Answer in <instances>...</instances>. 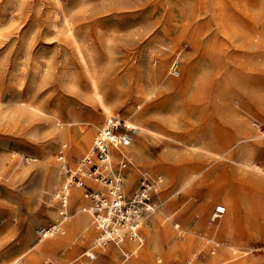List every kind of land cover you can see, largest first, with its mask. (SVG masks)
Wrapping results in <instances>:
<instances>
[{"label": "rangeland", "instance_id": "obj_1", "mask_svg": "<svg viewBox=\"0 0 264 264\" xmlns=\"http://www.w3.org/2000/svg\"><path fill=\"white\" fill-rule=\"evenodd\" d=\"M183 1L122 0L120 10L102 13L97 22L92 24L89 29L90 44L104 49L109 40L112 45L118 46L122 49V53L119 52L117 56L118 62H122L126 67L125 71H129L122 77L126 88L125 102L114 107L112 117L123 121L128 116L127 108L141 110L145 107L146 103L135 96V81L139 69L145 73L147 87L160 91L155 92L154 96L162 95L161 91L170 93L173 88L165 84L157 85V76L150 74L149 68H163L169 79H186L190 65L182 56L177 57L179 75L168 71L175 56L172 49L175 46L181 47L183 54L189 56L194 83L202 82L203 85L208 79L205 75L206 68L214 69L215 66L208 55V39L217 29L215 17L211 10L200 8L201 0H189L193 8L191 14L182 7ZM106 2L120 4L116 0H87L85 11L91 15L94 10L103 9ZM26 8L29 10L23 15L21 11ZM39 8L41 12L37 13ZM79 15H72L74 21H78ZM186 17L200 19L199 33L196 39L187 40L182 37L177 41L181 23ZM261 17L258 30L264 32V15ZM55 19L52 0H0V264L15 260L28 248L32 250L15 264H79V258L91 247V244L76 242L73 234H60L61 230L43 239L36 233L38 227L63 222V215L56 213L59 211L57 205L51 206L52 200L48 202L50 195L54 196V192L61 188L68 176L66 167L58 156H66L68 167L75 168L91 147L94 135L108 118L79 70V61L73 54L66 27L62 25L59 16L56 29L50 27L49 24ZM242 20L240 14H237L238 30H248L249 23L244 24ZM221 38L223 40L224 36ZM228 52L238 67L252 71L248 83L252 84L256 80L257 87L264 88V46L260 52L256 48H244L237 33L234 40L229 41L217 53L227 61L225 56ZM71 71L75 74L76 82H72ZM254 87L252 84L248 91H243L237 85L232 86L230 94L239 111L248 117L250 130L247 138L241 132L239 123L227 116L230 110L218 111L216 103L211 101L206 106L202 105L206 108H191L184 120L180 118L182 121L171 123L167 107L162 113L149 116L148 126L153 132L144 135L148 158L159 160L166 150H170L179 157V162L172 168L170 164L173 160H167L161 169L154 171L140 165L146 175L135 169L137 181L132 185L133 167L129 160L125 170V190L131 194L139 188L144 178L153 180L157 174L163 176L161 191L158 189L154 196L158 204L164 202L163 206H158L155 214L144 221L157 220L161 209H167L170 233L167 239L162 234V248L154 255L157 264H214L232 255L243 259L253 258L264 264V228L261 218L264 209L260 208L257 201L264 200V195L249 186L244 179L247 172L242 174L235 170L237 164L232 161V158L248 159L249 163L255 162L264 169V108L260 107L254 97ZM178 95L179 100L193 99L192 89L190 92L182 90ZM90 113L98 116L91 144L82 152L70 156L67 146H62L64 141L56 140L58 131L55 117L62 119L61 129H72L76 126H70L69 121L87 120ZM92 127L93 124L88 121L80 125V130ZM259 128L261 133L256 132ZM258 132L260 136H256ZM32 134H37L38 139L30 138ZM140 135L141 133L135 137L134 143H138ZM41 142L49 146L47 157L42 153ZM72 145L73 143H68L69 150ZM244 145L249 147V152H242ZM41 162L45 164L39 166L38 163ZM118 162L116 157L112 159L114 169ZM245 169L253 170L252 167ZM51 173L56 176L54 182H49ZM86 182L92 184L87 179ZM36 191L41 192L40 196ZM74 191H78L81 196L84 189L73 187L72 192ZM224 193L228 194L229 199L240 198L244 203L254 204V210L248 209L246 212L236 206L227 208L231 213L236 210L232 231L212 237L206 229L214 231L222 224L224 217L211 223L210 214L216 204L226 206L223 202ZM80 202L83 205L81 199L76 202L70 197L67 220L81 211L87 213L81 210V205L79 207ZM44 212H54V216ZM250 216L254 217L249 218ZM175 224L180 227H175ZM143 228L144 224L142 231L145 237ZM186 240H190L188 244L184 243ZM171 243L177 245L170 248ZM228 243L234 244L236 249L230 252L224 245ZM215 249L216 253L213 255L212 251ZM168 252L171 253L170 258ZM136 255L130 256L129 261ZM125 258L128 257L122 253L120 260H126ZM93 264L114 263L107 258Z\"/></svg>", "mask_w": 264, "mask_h": 264}, {"label": "bare ground", "instance_id": "obj_2", "mask_svg": "<svg viewBox=\"0 0 264 264\" xmlns=\"http://www.w3.org/2000/svg\"><path fill=\"white\" fill-rule=\"evenodd\" d=\"M35 1L37 0H32V2ZM86 1L87 0H52L53 5L55 6L56 19L53 22H51L49 25L50 27L56 29L58 24L57 18L59 16L63 22L62 25L66 27L68 42L73 48L72 51L74 56L79 61V70L81 74L85 76L87 83L90 85L91 92L94 94L95 99L99 102L101 107L104 109V113L108 116L106 122L101 126V128H103L104 126L107 125L108 120L112 117V115L114 116L115 113L114 107L117 105H123L125 102L124 95L126 92V88L122 83V77L124 74L127 75L129 71H125L126 68L124 67L125 65L122 64V62H118L119 58L117 56L119 52L122 53V49H120L118 46L112 45V43L109 42V40L104 45V49L100 46H93L89 42L90 39L89 29L91 28L94 22L95 23L97 22V20L102 15V13H106L110 11L117 12L118 10H120L122 8L121 7L122 0H116L117 2H120V4L106 2L103 5V9L97 11L94 10L93 13H91V15L86 13L85 11ZM201 2L202 5H200V8L204 7L205 9L211 10L213 12L215 17V24L217 26L216 32L213 34V36H211L208 39L209 40L208 44H210L208 47V51H209L208 55H209V60L213 59L211 60V62H213V64L215 65L214 69H210L211 67L206 68L205 72H207V74L205 75L208 76V79L203 85L202 82L199 84H196V82L194 83V76L192 75L193 74L192 62L189 56L183 54V50L181 47L175 46L174 48H172L173 51L175 52V56L174 59L171 61V64L169 65L168 71L174 72L179 75L180 71L177 69V65H178L177 57L182 56L184 57V59L187 60L188 64L190 65L188 76L186 77V79L185 78L182 79L180 76H179L180 78L169 79L166 76V72H164L163 68H160L159 66L149 68L148 72L150 74H156L157 76L158 79L157 85L160 86L161 84H165L173 88L172 92L167 93L166 91H161V93L163 94L162 95L159 94L158 96L157 94L156 96H154V94L155 92H160V91L156 90V88L155 90H152L151 87L148 88L146 85L145 73L141 69L138 70V75H137L138 77L136 78L135 81L136 82L135 96L137 99H141L142 101H144L146 105L141 110L132 109L134 107L127 109L125 108L126 111L128 112V116H126V119H124L123 121H125L126 125L130 127L139 128L140 130L139 134L141 133L140 135L141 138L138 141V143L136 142L137 144L134 143L133 141L131 143L132 147L128 146V147H119V148L114 147L113 149L111 148L112 159L114 157L119 159L121 155L120 153L123 152L128 157V159L132 161V167H133L131 174L132 185H134L137 181L135 169L142 171L140 165L149 167L152 169V171H154V169H161L162 164H164V162L167 160H173V163L170 164L171 165L170 167L172 168L175 167L177 162H179V157H176L174 153H172L170 150H166L162 158H160L159 160L156 159V161L155 160L153 161L151 158H148L147 145L144 141V135L153 132V130L148 126V121L150 120L149 116L151 114L158 115L163 112V109L165 107H167L169 108L171 114L169 119L171 123H173L176 120H181L180 118H183L184 120L185 119L184 116L190 114L191 108L193 107L206 108V107H202V105L206 106V103L208 104V102L211 101L216 103L215 106L219 108L218 111L223 112L225 110H230L229 115L226 113L227 116L233 117V119L239 123L241 132L244 134V136H246L249 134V130H250L248 128L249 126L248 117L239 111L238 106L235 104L236 101L231 98L230 96V94L232 93L231 87L237 85V87L243 89V91L244 90L248 91V89H250L251 85L253 84L255 86L254 89H256L254 97L256 98V100H258V104L260 105V107L264 108V88H258L256 80L252 84L250 82L251 85L248 83L249 81H247L252 71L250 70L247 71L246 68L242 66L238 67L237 63L233 62L234 60L233 56H231L229 52L225 56L227 61L222 59V57H219L220 54L217 53L218 50L224 49L225 45L228 44L229 41H233L234 36L237 35V33L239 34V42L241 46L247 49L256 48L258 52H260L261 48L264 46V32L259 31L258 28H259V23H261L260 18L262 19L261 16L264 15V0H201ZM182 7L186 8L188 13L190 14L192 13L191 9L193 8L189 0H184ZM188 9L190 10V12ZM28 10L29 9L27 8L22 9L21 12H23V15H25ZM36 12L40 13L41 12L40 8ZM74 13L80 14L79 15L80 17L77 22L74 21V19L72 18L73 17L72 15ZM237 14H240V16L243 18L242 21L244 22V24L249 23L250 28L248 30H244V28L238 30L239 27L238 24L236 23ZM88 18L89 20H87ZM84 24L87 26H85ZM199 27H200V19L193 20V18L186 17L181 23L180 26L181 29L179 30L176 40L180 41L182 37H185L187 40L196 39L195 37L199 33V29H200ZM111 33L114 34L113 32ZM221 36H224L223 40L222 38L220 39ZM175 44L177 45V43ZM137 67H139L138 63H137ZM70 74L72 76V82H76L74 72L71 71ZM191 89L193 91L192 101L178 99L179 92L181 93L182 90L183 91L189 90L190 92ZM106 95L108 96L110 95V96L107 97ZM187 97L190 98L189 96ZM237 102H239V99L237 100ZM92 104L94 105V102ZM216 109L215 112L217 111ZM97 117L98 116L95 115L94 113H90L89 119L87 120L78 121L76 119H73L68 123L70 126H76L72 129H61L62 128L61 125L63 123L62 119L59 116L55 117V124L57 125V131H58V136L56 137L57 138L56 140L64 141L62 143V146L64 147L67 146L68 155L73 156V154H78L82 152L88 144H91L92 131L94 129V124L96 126L95 121ZM119 119L122 120L121 118ZM88 121L91 124H93V127L85 131H83L82 129L83 131L82 132L80 130V125ZM257 131H259L260 133L262 132L260 128L256 130V132ZM259 132L256 133V136L261 135ZM96 134L93 137L92 145L88 151H90L93 146ZM262 134L264 135V133ZM30 138L38 139L37 134H32ZM245 138H247V136ZM69 142L71 144L73 143V145L71 146L72 148L70 147V150L68 146ZM40 147L44 157H47L49 146L41 142ZM241 150L243 153H247L250 151L247 145L242 146ZM58 158L61 161L67 160L66 156H58ZM112 159L109 161V163H100L101 169L103 171L107 170L108 172L113 169ZM232 161H234L237 164L235 170L240 171L242 174L247 172V175L246 177L244 176V179L247 181V183H249V186L254 187L255 190L257 189L258 191L262 192V195H264V169L255 162L249 163L248 159L232 158ZM44 162L38 163L39 166L40 164H45ZM247 167H252L253 170L249 171L245 169ZM23 171L26 172V170ZM256 171L258 173H256ZM142 172L143 175H146L145 174L146 172L144 171ZM48 179L49 182H54L56 180V176L54 175V173H51ZM153 180H155L157 184V188L160 190L162 185L161 182L163 181V176L157 174V177L154 178ZM78 191L72 192L71 196L73 200L76 202L80 201L81 199L83 205L80 202L79 207L81 205L82 206L81 210L86 211L84 209L85 198L83 192L82 195L80 196V193ZM135 192H137V189L133 191L131 194ZM35 193L36 194L39 193L38 196H40L41 192L36 191ZM33 194L34 193H32V195ZM56 194L57 191L54 192L53 194L54 196L50 195L51 198L49 199L48 202H50V200H53L54 198L56 199ZM257 201L259 202L258 205L260 206V208L264 209V200L257 199ZM223 202H225L226 204L227 212H225L222 216L224 217L222 220V224L219 227H217L214 231H209V229L206 227L207 228L206 231H208L207 233L210 234V236L212 237L213 236L215 237L221 233H230L232 231L234 227V214L236 213V210L234 213H231V211L227 210V208L230 209L236 206V208L239 207L240 210L243 209L246 212H248V209L254 210L253 208L254 204H249V202H247L248 204L244 203V201L242 202L240 198L229 199L227 193L223 194ZM163 203H164L163 201L159 202L158 206H163ZM240 203H242L241 206ZM50 205L51 206L57 205V203L51 201ZM86 212H87L86 214L82 213V211L81 213H76V215L69 220H67L68 219L67 215H63L62 218L63 222H61L62 224L61 223L57 224L58 226L57 232L61 230L60 234L65 235L70 233L71 235L72 234L74 235V239L76 242L84 245L91 244V247L85 252V254H83L79 258V264H93L96 263L97 261H105V259L107 258H109L111 262L114 264L115 263L116 264H157V262L154 260V255L162 248V244H161L162 234L167 236L165 238L167 239L170 233L169 222H167L168 218H167L166 208L161 209L157 220L153 219L148 222L146 221V223L144 222L145 220L143 221L142 227L144 224L143 229L146 232V236L144 237L141 227V232L143 235L142 242L125 240L121 243H116V242L110 243L108 244V247H100L96 245L97 242L96 239H98V231L94 225L91 213L88 211ZM44 213L46 215L54 216V212L53 213L44 212ZM56 213L61 214V211L60 210L56 211ZM251 217L254 216H250L249 218ZM261 218H263L262 226L264 228V212L261 215ZM175 227L179 228L180 225L175 224ZM94 240H96L95 243H93ZM190 240L188 241L186 240L184 243L188 244ZM176 245L175 243L173 244L171 243L170 248H174ZM224 245H226V248H228L230 252L236 249L234 244L228 243ZM140 248L142 249L139 254L138 252ZM226 248L224 250H226ZM31 250L32 248L31 249L28 248L15 260H9L7 262L4 261L2 264H15L16 262H19ZM212 252L214 255L216 253V249L213 250ZM122 253H124V255L128 257L125 258L126 260L124 259L120 260V256ZM132 255H136V256H134V258H132L129 261V258ZM170 255L171 253L168 252V257ZM214 264H260V261L253 258L243 259L240 256L232 255Z\"/></svg>", "mask_w": 264, "mask_h": 264}, {"label": "built area", "instance_id": "obj_3", "mask_svg": "<svg viewBox=\"0 0 264 264\" xmlns=\"http://www.w3.org/2000/svg\"><path fill=\"white\" fill-rule=\"evenodd\" d=\"M139 132V128L130 127L117 117H111L107 125L97 132L91 150L81 157L75 168L68 167V163L62 161L68 176L52 202L57 203L61 215H66L72 188L84 189V209L91 213L97 228L98 246L125 240L142 242V223L158 209L154 198L158 192L157 184L148 177L141 180L137 192H125V170L129 159L123 152L120 153L116 169L108 172L101 169L100 163H109L112 159L111 148L131 146ZM262 138L264 140V135ZM86 179L93 183L89 184ZM98 184L101 186L96 187ZM225 212L224 204H216L210 214V222L219 220ZM57 224L38 227L36 233L42 239L52 236L57 233Z\"/></svg>", "mask_w": 264, "mask_h": 264}]
</instances>
